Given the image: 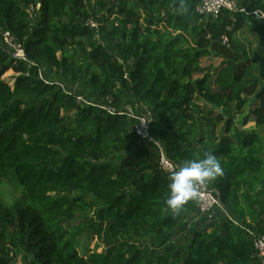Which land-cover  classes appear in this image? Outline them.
I'll return each instance as SVG.
<instances>
[{
    "label": "trees",
    "instance_id": "16d2710c",
    "mask_svg": "<svg viewBox=\"0 0 264 264\" xmlns=\"http://www.w3.org/2000/svg\"><path fill=\"white\" fill-rule=\"evenodd\" d=\"M200 1L0 0V32L10 30L28 59L13 58L0 33V174L22 190L17 205L0 199V264H11L5 241L14 229L37 264H261L249 230L264 233V17L254 14L264 0H239L247 13L216 18L197 13ZM37 2L30 17L23 8ZM241 30L257 37L253 60ZM43 64L120 110L82 107L79 95L41 77ZM9 70L13 84L3 77ZM123 90L152 105L137 111L152 113L151 132L173 161L220 160L210 183L230 216L207 222L197 201L169 210L170 174L122 112ZM251 99L259 104L238 122ZM74 114L94 121L92 135L68 123ZM252 121L260 131L244 128ZM144 141L155 161L115 160ZM65 190L92 194L96 217L76 224L95 207L60 197ZM193 219L190 243H170ZM87 223L105 250L75 246ZM151 236L160 252L140 245Z\"/></svg>",
    "mask_w": 264,
    "mask_h": 264
},
{
    "label": "rangeland",
    "instance_id": "374dc122",
    "mask_svg": "<svg viewBox=\"0 0 264 264\" xmlns=\"http://www.w3.org/2000/svg\"><path fill=\"white\" fill-rule=\"evenodd\" d=\"M23 9L25 10V13L29 14L30 17H36L38 15V11H29L26 7H24ZM101 12L104 14V11ZM113 22H115V19H112L111 23ZM237 36L246 43L249 49L251 59L253 60V58L255 57V51L257 46V37L254 34L247 32L246 30L239 31ZM110 50L116 51V49L112 46L110 47ZM41 75L47 81L57 83L66 91L71 93L73 92L83 97L84 101L80 104L82 107H86L89 105H96L100 107L101 104L109 102L108 99L105 102V100H97L93 96L88 95L89 89L86 88L80 81L62 79L60 77L59 72H57V69L53 66L50 67L47 64H43V67L41 69ZM16 76L17 73H15L13 70H9L5 73L3 77L10 84H13ZM123 94L125 95V98L123 100V104H125V106L130 104L132 107H135V105L138 104L140 110L143 109L152 111V105L150 103L136 100L135 97L127 90H123ZM258 104V100L251 99L245 109L242 111L243 114L242 112L240 113V115L238 114L237 121H241L242 117L246 113H249V111H251V109L256 107ZM204 109H207L206 105H204ZM68 123L76 125L78 127L79 134L92 135L96 128L93 120L82 121L80 119V116H75V114L71 116V118L68 120ZM244 128L247 130L260 131L259 128V130L257 129L256 122L254 121L248 123ZM261 136L264 137V135ZM156 156V149L150 143L144 141L139 142L131 150L126 151L121 155H117L115 160L119 163L134 165L139 159H149L155 161ZM262 159H264V152L262 153ZM0 175V199L5 203V205H17L22 195L21 187L14 184L7 174ZM59 196L69 198V200L81 198L88 201L89 203H92L95 207L94 209H88L79 213L78 218L76 220V224L84 222L88 217H96L97 212L100 209V205L97 203L98 201L95 199V197L92 194L83 192L82 190H65L59 193ZM225 216L230 215L224 208H221L217 211L215 218L220 221ZM196 220L198 219L196 218ZM192 221L191 224H188L185 227L178 228V232L174 234V236L170 240V243L187 246L190 243L191 239V235L188 229H190L195 224L194 219ZM74 240L75 246H77L81 250H83L85 246H88L90 249L98 248L100 251L106 249V246L104 244L103 246H98L99 241L97 239L94 229L89 225V223L86 224V227L82 231H78ZM5 244L10 248L9 252L11 256V264H37L36 258L33 253H30L26 249L24 244L21 242V235L17 229H14L13 233L5 241ZM140 245L142 247H148L150 251H154L155 253L160 252L162 250L159 240L154 236L142 240L140 242Z\"/></svg>",
    "mask_w": 264,
    "mask_h": 264
},
{
    "label": "built area",
    "instance_id": "2783aa9c",
    "mask_svg": "<svg viewBox=\"0 0 264 264\" xmlns=\"http://www.w3.org/2000/svg\"><path fill=\"white\" fill-rule=\"evenodd\" d=\"M29 11H40L39 3L31 4L28 7ZM228 10L230 12L241 11L244 13L248 12L247 5L241 4L239 0H201L196 5V11L198 14L208 17H218L223 11ZM256 16L264 17V13L260 10H255ZM91 25L95 26L96 23L91 21ZM2 41L5 45V49L11 54V56L17 60H23L28 62L25 48L23 44L17 41L10 30H1ZM41 75V70H40ZM42 77V75H41ZM63 88V87H62ZM68 92V91H66ZM71 93V92H69ZM108 103H103L100 108L106 110L108 113H115L118 109L112 104V97H107ZM78 103L84 101L83 97H77ZM139 105L136 104L132 107L130 104L124 107V112L129 121L132 123L134 119L135 123H132V129L144 139H148L153 142L159 149V157L157 159L158 168L166 173L171 174L173 171L181 167L178 163L173 161L167 154L163 144L160 140L156 139L151 132L153 116L150 111L139 113L137 111ZM199 187V199L197 200V206L201 216L205 217L207 222H211L215 219L216 213L219 209L224 208L222 205L218 193L215 188L209 183H206ZM225 209V208H224ZM250 236L253 240L254 246L257 249L258 257L261 264H264V233H255L249 230Z\"/></svg>",
    "mask_w": 264,
    "mask_h": 264
},
{
    "label": "clouds",
    "instance_id": "9594fccd",
    "mask_svg": "<svg viewBox=\"0 0 264 264\" xmlns=\"http://www.w3.org/2000/svg\"><path fill=\"white\" fill-rule=\"evenodd\" d=\"M220 160L208 153L204 158L191 159L173 171L169 177L166 205L174 213L186 204L199 199V187L214 181L222 174Z\"/></svg>",
    "mask_w": 264,
    "mask_h": 264
}]
</instances>
